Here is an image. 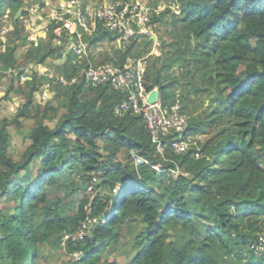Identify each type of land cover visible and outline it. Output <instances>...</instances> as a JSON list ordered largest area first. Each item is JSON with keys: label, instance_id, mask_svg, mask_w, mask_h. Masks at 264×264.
Wrapping results in <instances>:
<instances>
[{"label": "trees", "instance_id": "16d2710c", "mask_svg": "<svg viewBox=\"0 0 264 264\" xmlns=\"http://www.w3.org/2000/svg\"><path fill=\"white\" fill-rule=\"evenodd\" d=\"M29 1L0 0V69L10 72L0 73L10 78L7 89L0 84V262L45 264L40 245L67 235L77 264H113L102 252L124 229L143 224L130 264H264L256 249L264 233V0H172L175 12L168 8L151 19L159 33L164 26L157 38L169 59L157 65L158 55L150 62L147 89L162 91L165 82L175 92L180 85L190 100L192 92L208 101L199 115L193 116L195 108L186 112L185 134L204 139L187 152L163 155L141 116L115 113L124 94L108 85H61L65 103L56 92L46 104L36 102L43 75L35 65L62 53L51 45L39 56L33 47L19 51L29 38ZM114 34L99 23L89 42L113 41ZM128 45L120 62L145 52L137 41ZM32 59L33 69L26 70ZM17 91L25 96L8 112L5 103ZM28 120L29 143L16 158L9 126L20 130ZM122 148L147 163L117 160ZM95 177L112 192L89 197L85 190ZM78 193V201H65ZM68 206L72 216L64 213Z\"/></svg>", "mask_w": 264, "mask_h": 264}, {"label": "rangeland", "instance_id": "374dc122", "mask_svg": "<svg viewBox=\"0 0 264 264\" xmlns=\"http://www.w3.org/2000/svg\"><path fill=\"white\" fill-rule=\"evenodd\" d=\"M67 1H69V0H30L25 6V9L29 11L30 15L34 12V13H36V15L38 17H36V15H34L32 18L28 14H27V17H25L26 25L28 26L27 27L28 32H26V33H29V38L26 42V45L23 46L22 49H19V51L21 53H25L28 48L33 47V52H31V53L39 56L41 54V51L47 50L49 45H51L54 48L61 47L60 51L62 53V55L59 57L57 54V51H56L52 54V56L54 57L53 59H52V57H50L51 60L48 59L46 61V63L43 64L42 66H41V64L35 65V68L37 69V67H38L39 73L41 75H43L42 79L40 80V81H42V84L40 85V89L43 90V87L50 89L48 97L44 100H41V101H39L40 95H41L40 90L35 93L37 95L36 102L41 103V105L49 102V100L52 99V95H54L55 92L57 93L56 99H58V101L61 103H65L67 97H65L66 95H64V92H62L63 88L61 85L67 86L69 84L80 82L81 76H79V75H81V69L85 66H89V65L90 66H100V65H106V64L125 65L127 63V59L122 61V62H120V61L122 59H124V52L126 51V49L130 50V48H128V46H129L128 44H125L123 42H119L118 40L109 41L107 38L102 39L93 45L90 44L89 40L92 38L93 34L95 33L97 26L99 24V21H95V22L93 20H91V22L87 21L85 24L86 30H82L81 28L78 29V32H80L79 34L81 35V37H83V41L88 42L86 52L81 53V54H78L76 52V50L71 46V43H70L71 40L77 39L76 34L69 35L68 33H64L63 36L60 38V37H56L54 35V33L51 31V26L49 27L48 32L45 31L44 26H43V29L42 28L41 29H39V28L34 29L33 28V25H32V23H30V20L31 21H32V19L35 20L34 23L36 24V23H39L41 21L40 20L41 18H45V21L43 24L48 25L47 17L49 15V13L52 11H57V16L61 17L63 15L62 14V12H63L62 4L66 3ZM80 1L87 2L88 4L98 3V2L106 3V4H109V3H125V2H128V3L129 2H142V3H145L146 5H148L153 11L158 13V15L152 14L151 15L152 19L154 17L161 15L168 8L171 10V12H175L177 10V3L175 5L172 2V0H80ZM44 2H45V5H43ZM90 10H92V8H90ZM19 11L21 13V10H19ZM155 22H153V23L151 22L152 27L149 30L152 31V33L158 35L159 31H157L156 28H157V25L159 24V22L158 21L156 23ZM95 26H96V29L92 33L91 28H94ZM169 31H171V27H170ZM90 32H91V34H89ZM69 33L72 34L71 32H69ZM73 33H75V32H73ZM163 33H164V26L161 29L159 35H162ZM149 36L150 35L136 36L134 39H132V41L138 42V45H140L139 48L145 49V52H143V55H141L138 59L145 57V56L148 58L147 59V66H145L146 68L149 66L150 62H152L154 60V58H156L158 55H161L162 59L159 60L157 65H159L160 63H162L165 60L168 61V59H169L168 55L160 50V48H159L160 47V41L158 40V38H155V40H153L154 41L153 43H148L147 39H149ZM153 36H155V35H153ZM69 37H73V38L69 39ZM0 38H1V40L5 41V37H4V34H2V31H0ZM164 38L166 40L169 39L168 36H165ZM32 41H34L35 43ZM146 43H148V44H146ZM131 49H132V47H131ZM78 55H80V56H78ZM33 62H34V59L31 60V62L27 66L26 70L33 69L32 68ZM130 63H132V60H130L128 64H130ZM67 67H69V69L65 70ZM153 70L154 69L152 67L151 72H146V75L148 77H150V79L152 78L151 73ZM0 73L7 75L10 72L9 71L2 72L0 69ZM160 73H161V71H160ZM161 74H163V73H161ZM176 74L177 73H174L171 76H175ZM23 77L25 79L31 78V76H23ZM180 77H181V75H179V73H178V75H176L173 78L181 79ZM145 78H147V77H145ZM73 79H74V81H73ZM146 83H148V81ZM7 84H8V81H6V85ZM160 87L162 88V91L161 90L159 91L158 87H154L152 90H155L158 88L157 89L158 94L161 98V101L164 104L166 103V104L170 105L176 99H178L180 102L181 101L183 102L184 107L187 104V108L185 107V109L182 106V108L185 112L188 113L189 111H192V109L195 108V110L193 112L194 113L193 116L199 115L207 107L206 105H208V101H206L204 95H202L203 97H199L197 95H194L191 92L190 93L192 95L191 100L188 99L186 96L182 95L179 92V90H181L180 85H177V87H179L178 92H175L176 88L174 89V88L170 87V85L165 83V82H162V86H160ZM4 88L7 89L8 87H4ZM89 88L90 87H88V88L83 87L84 90L89 89ZM92 88H96V87H92ZM223 91L226 92L227 89L223 88ZM14 96L23 97V96H25V94H22V93L17 91L14 94ZM53 101L55 102L56 100H53ZM15 106H17V104H15ZM118 108H119V106H118ZM209 110H211V109H209ZM124 112H126V111H124ZM124 112L123 111L122 112H116V108H115V113L118 116L122 115ZM6 113H7V111L6 112L4 110L2 111V115L6 114ZM208 113H209V111H208ZM25 123L26 124H24L20 128V130L16 129L14 126H9V129L11 130L10 132L14 137L12 143L17 146V149L14 152V156L16 158L20 157V153L29 143V141L26 140V137H27L28 133L30 132V130H29L30 125L29 124L31 123V121L29 122V120H28V122H25ZM190 136L192 137L193 140H195L196 144H197V141L199 139H201V140L204 139L203 138L204 136H202L200 134L190 135ZM150 142L152 144L156 145V148L162 152V153L160 152L162 155L164 154L165 151H169V150L172 153H175L171 147H168L163 142H160L157 144V143H153L151 141V139H150ZM12 147H14V146L12 145L11 148ZM167 148H169V149H167ZM187 151H185V152H187ZM132 153L137 154V152L135 150L127 151L125 148H122L118 151L116 158H117V160L124 162L126 160V158H128L129 156L132 159L134 158ZM179 153H181V152H179ZM196 155H197V153H196ZM133 163L135 165L137 164V163H135L134 159H133ZM261 166L264 168V164H262ZM156 167H153V168L155 169ZM155 170L160 171V167H157V169H155ZM175 174H177V172H175ZM122 177L126 178V175L124 174V175H122ZM90 183L91 184L88 185L86 187V190H85L89 197L95 196V194L97 192H100L101 195H103V193H111L112 192V191H109L106 187H104V185L101 182V179H99L98 177L93 178ZM93 186H95L96 189L90 191L91 189H93L92 188ZM118 187H119V185L115 189H113V192L115 190L117 191ZM78 188H79V186H78ZM66 193H67V191H63L62 194H60V196H63ZM80 197H81V194L78 193L76 195L68 197L65 201L66 202L73 201V200L78 201L80 199ZM2 206H3V204L1 203V207ZM13 210H14V207H13L12 203L8 202V210L6 213L12 214ZM89 210L90 209L87 207L88 213H89ZM64 213H66L70 216L73 215V212H72V210H70L69 206L66 208ZM89 222H91V219H88L86 222H83V226H85ZM134 227H133V229H124L122 235L117 240V242L110 244L102 252V260L103 261H107L108 263H113V264H130L132 254L134 252L133 244L135 241V236L138 234L139 231H141L143 229L144 225L140 224V226H138L136 228H134ZM176 229L181 230L182 229L181 225L178 224L176 226ZM66 238H67V235L62 237V240L58 241L55 238V236H51L48 241H46L40 245V252L42 253V255L45 258V264H77L74 261L75 257L72 256V254L67 251L68 249L65 246V242H64V240ZM171 240H172V237H168L167 241H171ZM182 240H184L183 237H182ZM259 240H260V244H259L260 246H258V249L264 255V242H263L264 236L261 235ZM256 249H257V247H256ZM73 254L75 256H78L81 253H73ZM0 264H10V263L9 262H7V263L0 262Z\"/></svg>", "mask_w": 264, "mask_h": 264}, {"label": "built area", "instance_id": "2783aa9c", "mask_svg": "<svg viewBox=\"0 0 264 264\" xmlns=\"http://www.w3.org/2000/svg\"><path fill=\"white\" fill-rule=\"evenodd\" d=\"M62 10L63 15L61 17L57 16V11L49 13L47 17L48 25L43 24L45 18H41L39 28L43 29L44 26L45 31L48 32L51 26V31L56 37L60 38L64 33L69 35L76 34L77 39L71 40L70 43L78 54L85 53L88 46V42H84L83 37L78 32L79 28L86 30L85 24L87 21H99L103 29L116 33L115 40L128 44L136 36L150 35L149 37L151 38L153 35L152 31L149 30L152 27L151 15H158V13L142 2L109 4L98 2L88 4L80 0H69L62 4ZM91 29L93 33L96 26ZM147 59L145 56L130 64H128L130 60H127L125 65L85 66L81 69L79 83L86 88L108 85L114 90L123 93L124 100L118 105L119 108L116 106V112L129 111L131 114L141 116L153 143L163 142L168 147H171L175 153H183L195 143L190 135L185 134L190 117L183 110L178 99L168 105L164 104L159 94H157L153 101H148L152 89L148 90L146 87L145 66H147ZM49 90L46 87L40 90L39 101L48 97ZM158 152L161 151L158 150ZM132 155L138 165L147 163L145 159L137 154L132 153ZM82 233L80 232V235ZM261 235L264 236V233Z\"/></svg>", "mask_w": 264, "mask_h": 264}, {"label": "crops", "instance_id": "0c3cea01", "mask_svg": "<svg viewBox=\"0 0 264 264\" xmlns=\"http://www.w3.org/2000/svg\"><path fill=\"white\" fill-rule=\"evenodd\" d=\"M30 23H32L34 29H37V28H38V26L35 25L33 19H32V21H30ZM41 66H42V65H41ZM37 71H38V73H39L38 67H37ZM8 74H10V73H8ZM8 74H7V75H8ZM39 74H40V73H39ZM9 79H10V78H8V77H4V78H1V79H0V84H1V86L3 87V88H2L3 90H5L4 87H8V84L6 85V81H8V83H9ZM23 79H24V77H23ZM40 90H41V89H40ZM0 93L2 94V90L0 91ZM35 93H36V92H35ZM35 97H37L36 94H35ZM18 99H19V97L13 96V97H12V102H7V103H5V105L8 104V106H5V109H6L8 112H10L11 110H13L12 104H14V103L17 104L16 102L18 101Z\"/></svg>", "mask_w": 264, "mask_h": 264}, {"label": "water", "instance_id": "95a60500", "mask_svg": "<svg viewBox=\"0 0 264 264\" xmlns=\"http://www.w3.org/2000/svg\"><path fill=\"white\" fill-rule=\"evenodd\" d=\"M19 14H20V11L17 12L16 17L19 16ZM155 38H156V36H152V39H155ZM157 94H158V92L156 89L152 90L148 101H153L157 97Z\"/></svg>", "mask_w": 264, "mask_h": 264}, {"label": "clouds", "instance_id": "9594fccd", "mask_svg": "<svg viewBox=\"0 0 264 264\" xmlns=\"http://www.w3.org/2000/svg\"><path fill=\"white\" fill-rule=\"evenodd\" d=\"M85 3H87V2H85ZM43 5H45V2L43 3ZM28 12H29V11H28ZM159 14H160V13H159ZM29 15H30V13H29ZM34 15H36V13L33 12V13L30 15V17L33 18ZM36 17H38V16L36 15ZM151 19H152V18H151ZM30 21H31V20H30ZM34 21H35V20H34ZM40 23H41V21H40L39 23H36L35 25H37L38 28H39ZM39 29H40V28H39ZM153 35H155L156 38H157V35H156V34L153 33ZM153 35H152V36H153ZM152 36H151V38H150V37H149V38H150L151 40H155V39H152ZM153 42H154V41H153ZM152 89H153V88H152Z\"/></svg>", "mask_w": 264, "mask_h": 264}]
</instances>
